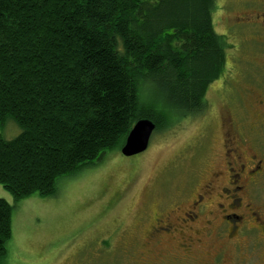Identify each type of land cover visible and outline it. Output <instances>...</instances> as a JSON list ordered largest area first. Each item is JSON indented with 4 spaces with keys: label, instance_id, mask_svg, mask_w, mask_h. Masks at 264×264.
Instances as JSON below:
<instances>
[{
    "label": "trees",
    "instance_id": "1",
    "mask_svg": "<svg viewBox=\"0 0 264 264\" xmlns=\"http://www.w3.org/2000/svg\"><path fill=\"white\" fill-rule=\"evenodd\" d=\"M214 7L0 0V127L10 119L21 130L10 141L0 135V186L15 202L55 196L59 179L120 151L137 121L157 134L202 113L229 48L214 31ZM11 212L0 200V264Z\"/></svg>",
    "mask_w": 264,
    "mask_h": 264
},
{
    "label": "rangeland",
    "instance_id": "2",
    "mask_svg": "<svg viewBox=\"0 0 264 264\" xmlns=\"http://www.w3.org/2000/svg\"><path fill=\"white\" fill-rule=\"evenodd\" d=\"M245 1L215 0L212 21L229 46L228 65L248 71L234 81L260 92L252 80L259 76L256 66L264 65V54L249 53L250 44L224 28L237 16L243 18L237 6ZM216 94L214 83L206 93V109L168 132L153 134L144 153L125 158L117 150L106 152L92 166L59 179L55 196L35 194L15 202L0 186V200L12 206L3 264H214L218 253L215 264H264V246L259 247L256 234L229 239L224 230H216L222 218L215 217V196L201 201L209 214L193 210L197 223L169 235L154 231L157 221L178 223L197 197L205 196L203 184L212 179L221 151ZM20 132L10 119L0 127L6 141ZM104 242L109 251L102 248ZM184 243L192 245L190 252L182 249Z\"/></svg>",
    "mask_w": 264,
    "mask_h": 264
},
{
    "label": "flooded vegetation",
    "instance_id": "3",
    "mask_svg": "<svg viewBox=\"0 0 264 264\" xmlns=\"http://www.w3.org/2000/svg\"><path fill=\"white\" fill-rule=\"evenodd\" d=\"M239 6L237 8L242 9L240 15L243 18L237 16L232 24L224 27L225 32L230 31L234 39L242 36V41L250 44L246 50L249 53L256 56L264 54V0H247L240 2ZM227 60L222 75L215 81L216 102L218 107L221 106L219 112L215 109V115L221 121L222 130L218 166L211 174L212 179L203 184L205 196L197 197L198 202H194L191 212L178 223L174 221V225L157 221L154 231L157 235H169L185 229V226L190 227L194 221L197 223L198 216L193 210L197 208L199 213L209 214L210 210L201 201L204 197L215 196V217L222 218V224L216 226V230H224L229 239L236 238L239 233L256 234L260 247L264 246L261 241L264 235V65L256 66L259 76L252 82L261 87L260 92H256L249 84L234 81L248 71L239 66H229ZM251 134L254 136L249 137ZM251 219L255 222L253 225L258 224L259 227L247 226ZM209 227L215 232L213 226L209 224ZM191 248L190 243L182 244L184 251L190 252Z\"/></svg>",
    "mask_w": 264,
    "mask_h": 264
},
{
    "label": "water",
    "instance_id": "4",
    "mask_svg": "<svg viewBox=\"0 0 264 264\" xmlns=\"http://www.w3.org/2000/svg\"><path fill=\"white\" fill-rule=\"evenodd\" d=\"M155 131V124L150 120L137 121L125 138L120 154L125 158H131L144 153Z\"/></svg>",
    "mask_w": 264,
    "mask_h": 264
}]
</instances>
